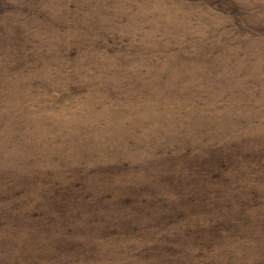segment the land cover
<instances>
[{"label": "rangeland", "instance_id": "rangeland-1", "mask_svg": "<svg viewBox=\"0 0 264 264\" xmlns=\"http://www.w3.org/2000/svg\"><path fill=\"white\" fill-rule=\"evenodd\" d=\"M0 264H264V0H0Z\"/></svg>", "mask_w": 264, "mask_h": 264}]
</instances>
